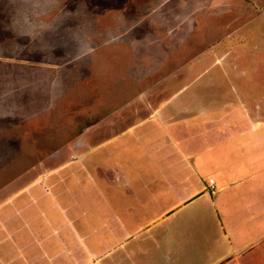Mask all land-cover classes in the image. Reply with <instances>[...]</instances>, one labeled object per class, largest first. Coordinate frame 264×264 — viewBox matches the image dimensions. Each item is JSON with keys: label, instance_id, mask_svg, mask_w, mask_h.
<instances>
[{"label": "rangeland", "instance_id": "374dc122", "mask_svg": "<svg viewBox=\"0 0 264 264\" xmlns=\"http://www.w3.org/2000/svg\"><path fill=\"white\" fill-rule=\"evenodd\" d=\"M0 92V264L58 263L68 235L50 224L54 192L71 232L97 241L88 251L109 247L97 259L85 250L80 264H264V226H224L212 201L237 205L239 195L205 173L206 156L205 199L120 227L115 244L114 227L89 232L93 205L126 193L123 175L150 189L166 171L172 198L175 158L205 137L208 117L264 128V0H0ZM215 128L224 139L225 125ZM81 137L102 144L88 153L86 180L72 156L80 148L68 145ZM64 165L66 175H52ZM155 165L161 175L147 173Z\"/></svg>", "mask_w": 264, "mask_h": 264}, {"label": "crops", "instance_id": "0c3cea01", "mask_svg": "<svg viewBox=\"0 0 264 264\" xmlns=\"http://www.w3.org/2000/svg\"><path fill=\"white\" fill-rule=\"evenodd\" d=\"M1 94L2 93L0 92V95ZM11 96L13 95L11 94ZM205 114L209 115V112H205ZM239 115H242L241 112H239ZM208 118L209 119L207 120H210L211 122L206 120L201 122L205 127V137L203 136V139L199 140V144H197V140H192L189 147L190 150L188 151V146L183 145L185 142L182 143L183 146L180 145L178 141L175 142L182 147L175 158V162L177 164L174 169L175 182L172 186L174 189L171 193L172 198L171 196L168 198L167 193H165L167 190L161 187V185L164 184L163 182H167L166 171H163L164 174H162V182H160V179L156 181V178H154V180L148 183V185L145 183V185L150 189H147L145 186H143V188H138L136 187L139 186L137 184L134 188L129 187L130 179L123 175L122 178L124 179V183L127 184L128 188H126V193L120 194V198L117 197V203L113 200L108 204L105 202L103 205L98 203L93 205V211H95V213H93V215H95L93 219V226L88 224L87 228L91 226L89 232L94 233L92 236L95 239L100 238V234L98 233L99 227H102L103 225H109L110 227H114L115 233L114 235H111L108 240L111 242V244L118 243L119 237L123 235V230H120V227L141 226L145 224L143 222L144 220L149 221L151 216L156 217L166 214L175 205H177V203L179 204V207H183L189 201H195L199 198L202 200L205 199L204 195L201 197L199 196V176L200 172L203 174L202 168L204 166V161L200 162V156H206L207 159V169L205 173H210L211 175L218 177V181L221 182L220 185L228 186V190H237L239 195V203L237 205H232L230 199L226 200V198H221V194H219V196L215 199L217 202L212 201L214 206L216 204L218 209H221L222 219H224V226H228L229 228L236 227L245 229L249 228L250 226L256 228L264 226V194L262 195L259 193L261 192V187H258L260 183L257 179V176L261 173L260 169L264 166V128L261 124L263 121H261V119L249 121L247 118H243L240 123L236 122L229 124L227 120L224 122L225 124H223L218 118ZM199 123L200 122L198 121L196 124ZM221 125H225V130L227 131L224 135V139L222 140H220V137H218L221 134L220 130L215 128ZM212 128H214V130H212ZM68 145L70 147L77 146L78 149L80 148L79 152L74 151L77 154H73L72 156L79 157L78 159L80 164L85 165L83 172H81L82 178L84 180L90 178V172L86 169V165L90 164V161L88 162L87 160V156L90 157V154L88 155V153H95L94 150L100 149L102 144L100 143L99 145H95L93 148L86 143L84 137H81L69 143ZM87 148L93 149L90 151V149L87 150ZM213 154L214 156H212ZM96 161H98V158H96ZM65 162L67 164V161ZM64 168H66L65 165L58 167V169H54L51 173H54L52 175L57 177L59 176V173H61L60 170ZM143 168L146 167L143 166ZM77 169L79 170L80 166ZM146 171L147 173H157L158 175H161V171L156 165L154 168L147 169ZM66 172L68 171L65 169L61 174L66 175ZM140 180L143 181V178H140ZM234 183H236V185ZM151 184L154 185V189H151ZM244 185H246L248 188ZM47 188L50 191L49 186H47ZM64 188L66 189V186H64ZM247 189H251L253 196L250 194L247 195L248 198H246L245 193L247 192ZM228 190H226V192ZM54 194H49L53 201V205H50L51 208H49V210H52L51 216L53 218V221L52 223L50 222V224L55 226L56 222L60 223L59 225L64 227L63 230L65 229L66 235H68V237L66 236V251L60 250L64 246L62 244L60 246L58 245L60 242H56V246L58 247L59 251L57 252L58 257L54 254V259L57 257V264H76V262L77 264H80L79 262L86 258L85 250L88 251L86 243L88 241L90 243H97V241H92V237H80L77 234L74 235L71 232L70 225L67 223L69 222V219L66 218V206L68 205L65 203L60 205L57 201L56 195ZM124 195L126 197H124ZM87 201L88 200L85 199V202ZM169 202L173 203L168 204ZM79 206H81V204ZM102 207L106 210L104 211V222L101 219L102 213H100L101 209H103ZM79 210H81V207ZM159 210L162 211H160L158 215H151V213ZM238 211L243 212V214L241 216L239 215L238 219L234 220L236 222H231L232 216L238 214ZM166 217L167 215L163 218ZM261 228L260 230L262 231H260L259 235L264 232V228ZM52 241L55 242L58 240H56L55 237H52L50 238V242ZM69 244H73L75 248L71 253ZM100 244H104L102 246L103 249L100 248L101 251L97 252L92 250L88 251L90 257L97 259L104 256L109 247H106V243L103 240L100 242ZM110 248H113V246L111 245ZM47 257L53 258L52 255ZM79 259L82 260L79 261Z\"/></svg>", "mask_w": 264, "mask_h": 264}, {"label": "built area", "instance_id": "2783aa9c", "mask_svg": "<svg viewBox=\"0 0 264 264\" xmlns=\"http://www.w3.org/2000/svg\"><path fill=\"white\" fill-rule=\"evenodd\" d=\"M210 185H211V186H213V184H212V183H210Z\"/></svg>", "mask_w": 264, "mask_h": 264}]
</instances>
